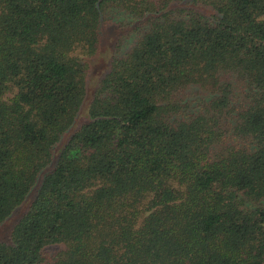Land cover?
Here are the masks:
<instances>
[{
  "label": "trees",
  "instance_id": "trees-1",
  "mask_svg": "<svg viewBox=\"0 0 264 264\" xmlns=\"http://www.w3.org/2000/svg\"><path fill=\"white\" fill-rule=\"evenodd\" d=\"M19 209L0 264H264V0H0Z\"/></svg>",
  "mask_w": 264,
  "mask_h": 264
},
{
  "label": "rangeland",
  "instance_id": "rangeland-1",
  "mask_svg": "<svg viewBox=\"0 0 264 264\" xmlns=\"http://www.w3.org/2000/svg\"><path fill=\"white\" fill-rule=\"evenodd\" d=\"M115 29L116 28L113 27V25H106L103 28L102 43H101L102 49H101V53L99 54V57L95 58V60L93 61V64H91V70H90L91 80H95L97 76H99L106 69L107 64H106V59H104L103 57V53L106 55L107 50L105 48L108 46L111 39H113L114 36H116ZM19 212H20V209L8 220V222L5 225H3L0 228V238L5 237L8 231L7 229L10 226V223H12V221L16 219ZM49 248L54 249L56 248V246H49Z\"/></svg>",
  "mask_w": 264,
  "mask_h": 264
}]
</instances>
